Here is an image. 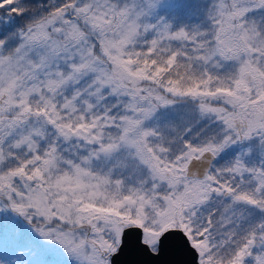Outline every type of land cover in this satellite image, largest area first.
I'll return each instance as SVG.
<instances>
[{
    "label": "snow or ice",
    "instance_id": "1",
    "mask_svg": "<svg viewBox=\"0 0 264 264\" xmlns=\"http://www.w3.org/2000/svg\"><path fill=\"white\" fill-rule=\"evenodd\" d=\"M0 264H264V0H0Z\"/></svg>",
    "mask_w": 264,
    "mask_h": 264
}]
</instances>
